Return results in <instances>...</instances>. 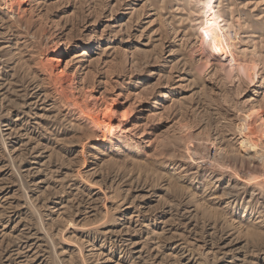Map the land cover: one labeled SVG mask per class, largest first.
<instances>
[{
	"label": "rangeland",
	"instance_id": "1",
	"mask_svg": "<svg viewBox=\"0 0 264 264\" xmlns=\"http://www.w3.org/2000/svg\"><path fill=\"white\" fill-rule=\"evenodd\" d=\"M29 5L23 22L0 6V264H264V188L244 183L262 168L232 159L237 114L264 108V0ZM214 26L233 79L197 71ZM55 51L129 133L103 142L66 105Z\"/></svg>",
	"mask_w": 264,
	"mask_h": 264
},
{
	"label": "bare ground",
	"instance_id": "2",
	"mask_svg": "<svg viewBox=\"0 0 264 264\" xmlns=\"http://www.w3.org/2000/svg\"><path fill=\"white\" fill-rule=\"evenodd\" d=\"M29 3L30 0H0L2 9H6L11 14V20L17 22L25 21L30 11ZM202 30L198 43L200 47L198 73L203 75L209 68L217 67L229 79H233L239 68V59H237L239 55L234 49L236 44L230 43L226 33L219 27H204ZM62 57L63 52L55 51L41 61V66L48 79L55 83L53 85H56V92L63 98L66 105L77 111L81 117L88 119L96 138L103 142L129 133L130 112H119L114 105L108 102L102 103L100 97L92 95L85 89L82 96L78 95L77 81L67 73V65H64ZM236 121L235 131L239 137V149L237 152H232V159L233 161L241 160L247 167L261 166L262 174L249 176L244 183L249 187L256 184L264 188V108L239 112ZM150 142L145 141L146 144ZM223 149L213 144L212 148L209 147L207 150L215 152L213 158L217 160L218 156L225 152Z\"/></svg>",
	"mask_w": 264,
	"mask_h": 264
},
{
	"label": "snow or ice",
	"instance_id": "3",
	"mask_svg": "<svg viewBox=\"0 0 264 264\" xmlns=\"http://www.w3.org/2000/svg\"><path fill=\"white\" fill-rule=\"evenodd\" d=\"M209 6L211 5V0H208Z\"/></svg>",
	"mask_w": 264,
	"mask_h": 264
}]
</instances>
